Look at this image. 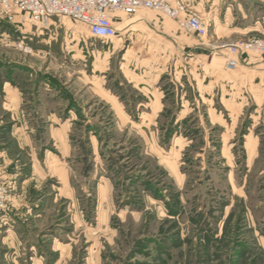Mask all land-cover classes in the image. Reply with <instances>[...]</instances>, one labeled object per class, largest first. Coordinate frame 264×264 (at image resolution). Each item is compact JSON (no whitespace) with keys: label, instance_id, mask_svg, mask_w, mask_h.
Returning <instances> with one entry per match:
<instances>
[{"label":"rangeland","instance_id":"rangeland-1","mask_svg":"<svg viewBox=\"0 0 264 264\" xmlns=\"http://www.w3.org/2000/svg\"><path fill=\"white\" fill-rule=\"evenodd\" d=\"M164 1L170 6L179 1L184 13L197 14L207 25V34L199 37L182 30L164 12L139 11L160 13L182 33L211 47L216 36L208 5L194 10L182 0ZM220 3L214 6L218 17L225 7L233 19L222 35L226 45L264 41V0ZM60 18L76 36L73 44L85 61L74 58V73H61L59 79L84 105L92 130L85 136L82 122L75 121L68 140L70 151L62 153L63 158L59 155L56 176L48 182L46 206L35 222L36 230L42 231L41 247L32 260L22 256L20 264H264V111L256 117L247 84L231 83L233 88H219L217 94L214 88H202L199 111L183 125L162 119L159 123L136 122L100 99L99 85L108 88L121 80L118 56L110 59L107 72L100 73L97 67L99 54L112 51L114 42H76L77 35L86 34V27L68 17ZM48 23L18 25L0 19V67L25 59L35 66H49L48 71L57 69L56 60L32 56L29 38L33 36L28 29L38 25L46 29ZM19 43L30 51L19 48ZM246 53L264 58L254 50L240 54ZM207 55L202 59L204 84L213 79L207 73L213 53ZM229 57L235 58L227 52ZM237 67L238 63L232 70L225 65L234 81L240 78ZM252 77H256L254 81ZM169 79L165 82L176 91L179 75L170 74ZM120 82L119 87H125ZM251 82H260L258 74L251 76ZM225 93L226 100L222 98ZM220 96L229 103L222 107H227V115L214 102ZM171 98L169 112L175 108ZM51 102L53 107L56 101ZM56 107L61 108L60 102ZM245 125L251 128V135L244 136L241 146ZM169 127L185 133L186 138H166ZM2 261L14 264L10 252Z\"/></svg>","mask_w":264,"mask_h":264},{"label":"crops","instance_id":"crops-1","mask_svg":"<svg viewBox=\"0 0 264 264\" xmlns=\"http://www.w3.org/2000/svg\"><path fill=\"white\" fill-rule=\"evenodd\" d=\"M182 1L193 5L194 10L208 5L213 19L212 32L216 36L211 47H205L194 35L182 33L173 21L160 13H145L142 10L134 14L114 13L112 24L116 35L108 41L114 42L113 49L99 54L102 56L97 67L100 73L107 72L110 59L118 56L117 69L125 87H119L121 80H116L108 88L99 85L101 101L104 105L114 106L119 115L136 122L159 123L162 119L172 125L177 122L183 125L188 122L189 116L199 111L202 88L209 86L216 89L217 94L219 88H233L232 84L239 82L243 86L247 84L246 89L253 95L256 117H261L264 111V58L250 53L235 55L238 63L235 71L240 75L236 81L228 75L229 71H225L228 70L225 68L227 42L222 35L232 26L233 19L229 18V8L223 7L218 17L214 6L226 0ZM70 21L78 23L73 19ZM38 27L28 29L33 36L29 38L33 42L32 56L38 59L44 56L50 61L54 59L59 67L48 71L49 66H35L25 59L14 61L17 65L10 62L0 67V179L9 187L7 208L0 215V264H4L2 259L8 252L14 264H20L25 255L32 260L38 252L42 231L40 228L36 230L35 222L42 217L46 206L45 197L50 192L48 182L56 176L59 155L70 151L68 140L77 121L82 122L80 126L85 136L91 135L92 130L84 105L75 98L66 82L59 79L61 73L66 76L74 73V58L85 61L83 56H79L82 52L73 44L76 36L69 32L60 17H51L46 29ZM89 40L101 41L87 31L77 35L76 42ZM208 51L213 56L207 64V73L213 79L204 84L202 59L208 57ZM170 74L179 75L175 83L176 91L168 85L169 82H165L170 80ZM256 74L260 82L255 84L251 82V76ZM255 78L252 77V80ZM226 95L222 97L224 100ZM170 98L175 106L172 112L168 109ZM220 98H215L216 105L220 109L224 104L228 106L229 103ZM53 100L56 103L51 107ZM59 102L61 108L57 109ZM222 111L224 115L229 113L227 107ZM162 128L165 130V125ZM244 128L240 135L241 146L245 142L244 136L251 135V128L246 125ZM156 130L159 133V126ZM177 135L186 138L181 131H173L168 137ZM36 256L42 262L43 257Z\"/></svg>","mask_w":264,"mask_h":264},{"label":"built area","instance_id":"built-area-1","mask_svg":"<svg viewBox=\"0 0 264 264\" xmlns=\"http://www.w3.org/2000/svg\"><path fill=\"white\" fill-rule=\"evenodd\" d=\"M140 9L164 12L176 19L178 26L196 36L207 34V25L197 14H186L184 5L177 1L174 5L164 0H0V19L8 23L22 25L25 21L31 23H46L51 17H68L84 25L87 31L102 42H108L116 35L112 24V15L117 12L134 14ZM230 55H239L243 51L254 50L264 56V41L251 39L227 44ZM26 51L30 49L18 44ZM237 65L235 58L226 61L228 69ZM9 187L0 179V215L7 208Z\"/></svg>","mask_w":264,"mask_h":264},{"label":"trees","instance_id":"trees-1","mask_svg":"<svg viewBox=\"0 0 264 264\" xmlns=\"http://www.w3.org/2000/svg\"><path fill=\"white\" fill-rule=\"evenodd\" d=\"M170 128H171V127H169V128L167 129L168 135L165 136L166 138L172 133V131H174V130H171V131H170ZM167 132H166V134H167ZM174 213H176V212H174Z\"/></svg>","mask_w":264,"mask_h":264}]
</instances>
